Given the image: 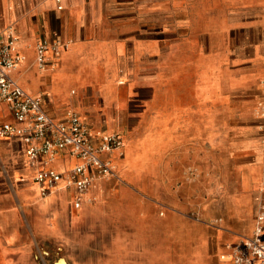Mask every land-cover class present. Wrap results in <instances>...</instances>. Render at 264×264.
I'll use <instances>...</instances> for the list:
<instances>
[{
    "label": "crops",
    "instance_id": "1",
    "mask_svg": "<svg viewBox=\"0 0 264 264\" xmlns=\"http://www.w3.org/2000/svg\"><path fill=\"white\" fill-rule=\"evenodd\" d=\"M8 31L22 57L11 76L43 96L51 118L78 114L96 144L120 134L125 146L109 156L116 176L77 209L71 189L41 198L24 144L0 139V264H231L232 247L254 230L264 143L243 130L229 158L208 117L179 115L175 103L162 116V61L184 65L171 75L197 68L205 105L212 61L218 84L227 75L259 106L264 0H0V35ZM41 41L67 45L47 53L46 69ZM9 123L0 104V125ZM75 163L61 157L54 168Z\"/></svg>",
    "mask_w": 264,
    "mask_h": 264
},
{
    "label": "built area",
    "instance_id": "2",
    "mask_svg": "<svg viewBox=\"0 0 264 264\" xmlns=\"http://www.w3.org/2000/svg\"><path fill=\"white\" fill-rule=\"evenodd\" d=\"M66 49L67 45L60 41L39 42L38 66L46 69L47 53L59 56ZM21 60L14 33L0 35V104L9 108L15 120L0 125V139L24 144L27 163L35 171L33 183L41 198H48L61 188L71 189L75 194L73 206L78 209L99 180L116 176L109 156L122 151L124 139L120 134H103L96 144L89 126L78 114H71L65 121L51 118L43 108V96L28 94L12 78ZM258 110L264 114V102ZM61 157L72 158L76 163L58 171L54 164ZM262 192L253 233L232 247L231 264H264V184Z\"/></svg>",
    "mask_w": 264,
    "mask_h": 264
},
{
    "label": "rangeland",
    "instance_id": "3",
    "mask_svg": "<svg viewBox=\"0 0 264 264\" xmlns=\"http://www.w3.org/2000/svg\"><path fill=\"white\" fill-rule=\"evenodd\" d=\"M164 69L161 75L160 94L158 104L162 116H169V107L175 103L176 106L187 111V116L194 118H209V134L214 139L218 138V143H222L225 155L230 158L234 150L236 139L241 131L248 128L257 132L262 144L264 137V114L257 107H252L247 102L249 93L242 91L243 88L237 82L225 76L223 84L217 83L216 75L213 71L215 64L209 61L208 93L207 105L204 104L205 95L201 91V79L196 69L192 75H171L170 71L176 68L177 73L183 72L184 65L175 66L170 56H163ZM179 72V74H181ZM241 88V89H240ZM204 89V85H203ZM193 133L200 136L204 125L197 123L192 126ZM261 165L264 166V157ZM264 184V182H263ZM263 188V187H262Z\"/></svg>",
    "mask_w": 264,
    "mask_h": 264
}]
</instances>
